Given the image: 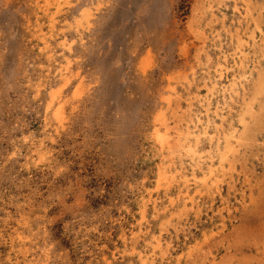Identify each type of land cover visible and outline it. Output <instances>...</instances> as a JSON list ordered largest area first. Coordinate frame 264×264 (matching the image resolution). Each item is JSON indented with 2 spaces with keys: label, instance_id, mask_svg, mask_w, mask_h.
<instances>
[{
  "label": "rangeland",
  "instance_id": "rangeland-1",
  "mask_svg": "<svg viewBox=\"0 0 264 264\" xmlns=\"http://www.w3.org/2000/svg\"><path fill=\"white\" fill-rule=\"evenodd\" d=\"M0 264H264V0H0Z\"/></svg>",
  "mask_w": 264,
  "mask_h": 264
}]
</instances>
